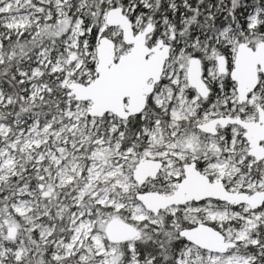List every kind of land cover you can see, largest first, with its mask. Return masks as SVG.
Segmentation results:
<instances>
[{
  "label": "snow or ice",
  "instance_id": "obj_1",
  "mask_svg": "<svg viewBox=\"0 0 264 264\" xmlns=\"http://www.w3.org/2000/svg\"><path fill=\"white\" fill-rule=\"evenodd\" d=\"M0 264H264V0H0Z\"/></svg>",
  "mask_w": 264,
  "mask_h": 264
}]
</instances>
